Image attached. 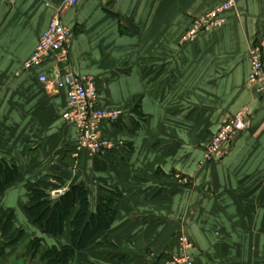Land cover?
<instances>
[{
  "label": "crops",
  "instance_id": "1",
  "mask_svg": "<svg viewBox=\"0 0 264 264\" xmlns=\"http://www.w3.org/2000/svg\"><path fill=\"white\" fill-rule=\"evenodd\" d=\"M63 1L0 0V83H15L0 91V162L19 172L0 194V210H14L25 232L0 264H38L24 261L29 240L46 249L71 244L77 208L58 236L25 212L28 185L47 175L85 188L92 215L104 196L116 211L112 226L67 264L168 260L182 234L195 244V264H264V95L248 83L249 50L264 40V0H237L224 27L186 45L192 20L226 0H81L68 10L70 55L41 71L91 77L98 106L124 112L102 133L125 147L78 158L77 132L63 120L68 90L53 92L23 71ZM245 106L248 128L220 160L202 165L212 136Z\"/></svg>",
  "mask_w": 264,
  "mask_h": 264
},
{
  "label": "built area",
  "instance_id": "2",
  "mask_svg": "<svg viewBox=\"0 0 264 264\" xmlns=\"http://www.w3.org/2000/svg\"><path fill=\"white\" fill-rule=\"evenodd\" d=\"M80 1H63L39 39L34 52L23 64L24 72L36 74L38 82L53 92L68 90V103L63 120L77 132L74 154L76 158L82 152H86L90 157H96L125 147L124 142L103 136V126L115 124L122 119L124 112L98 106L99 93L93 78L79 77L70 71L61 74L58 70H55L54 77L51 78L47 71H41L52 57L59 56L65 59L70 55L74 32L63 23V17ZM236 5L237 0H226L205 15L194 18L181 37V44H192L200 36L224 27L225 14L235 9ZM248 58L251 66L248 83L257 94L264 95V40L258 41L250 48ZM251 115L250 107H243L212 136L204 151L202 165L218 161L223 157L224 147L233 143L248 128ZM175 179L182 185L191 182L189 177L184 178L180 173L175 174ZM67 191L68 187L65 186L52 190L50 196L57 199ZM178 240L180 249L176 255L171 259L151 264H195L192 257V251L195 249L194 242L185 234L180 235Z\"/></svg>",
  "mask_w": 264,
  "mask_h": 264
},
{
  "label": "trees",
  "instance_id": "3",
  "mask_svg": "<svg viewBox=\"0 0 264 264\" xmlns=\"http://www.w3.org/2000/svg\"><path fill=\"white\" fill-rule=\"evenodd\" d=\"M137 105V104H136ZM19 176L16 166L0 162V194L14 183ZM65 187L54 176L47 175L28 185L31 196L30 206L25 208L29 219L46 234L62 235L67 219L72 220L71 244L58 249L44 248L41 239L25 243L24 261L38 264H67L75 255L86 249L100 232L109 229L116 219V211L111 207V199L102 198L96 214L90 213L89 192L79 186H70L68 191L57 199L50 196L52 190ZM15 212L11 209L0 210V262L5 257V249L16 245L25 235L22 228L14 224ZM158 261H163L160 259Z\"/></svg>",
  "mask_w": 264,
  "mask_h": 264
},
{
  "label": "rangeland",
  "instance_id": "4",
  "mask_svg": "<svg viewBox=\"0 0 264 264\" xmlns=\"http://www.w3.org/2000/svg\"><path fill=\"white\" fill-rule=\"evenodd\" d=\"M3 74H7V72H4ZM14 86H15V83H0V91L2 90H6V91H10V90H13L14 89ZM184 178H187V176H183ZM174 180L175 179V176H174ZM177 181V180H176ZM178 182V181H177ZM179 183V182H178ZM186 186H189V184H185Z\"/></svg>",
  "mask_w": 264,
  "mask_h": 264
}]
</instances>
